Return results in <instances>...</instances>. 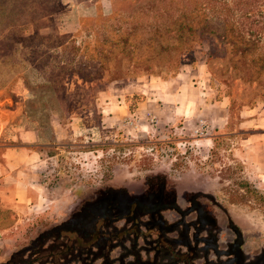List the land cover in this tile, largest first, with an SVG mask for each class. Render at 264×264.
I'll return each mask as SVG.
<instances>
[{
  "label": "rangeland",
  "instance_id": "1",
  "mask_svg": "<svg viewBox=\"0 0 264 264\" xmlns=\"http://www.w3.org/2000/svg\"><path fill=\"white\" fill-rule=\"evenodd\" d=\"M13 4L12 14H22L17 19L10 14V23L0 24V40L8 44L0 52L6 60L0 63V153L4 147L17 150L21 162L11 173H22L29 193L26 206L34 208L19 216L0 209V264L67 263L66 253L52 256V261L48 252H39L50 247L52 231L60 224L105 193L137 198L157 189L178 193L177 202L172 201L183 212L189 208L186 201L195 196L181 192L203 190L206 195L198 202L223 238H233L229 223L243 238L244 251L264 253V191L255 188L235 155L242 135L231 140L210 135L209 148L194 142L208 133L187 139L182 134L161 137L157 130L135 135L103 130L98 113L100 93L108 86L145 79L153 85L186 66L200 70L206 98L224 100L229 128L234 129L240 111L255 108L264 113V76L254 74L256 57L264 54L262 35L259 42L245 36L258 53L243 57L240 46L223 43L220 27L211 25L203 31L192 26L196 41L189 48L174 45L166 32L174 29L167 26L170 13L183 31L179 5L168 12L156 10L150 0ZM257 14L264 18V5ZM157 16L165 27L156 25ZM200 32L203 35L197 36ZM137 97H128L130 113ZM150 116L146 122L154 127L156 120ZM121 126L137 129L131 115ZM161 216L169 222L179 219L169 210Z\"/></svg>",
  "mask_w": 264,
  "mask_h": 264
},
{
  "label": "crops",
  "instance_id": "2",
  "mask_svg": "<svg viewBox=\"0 0 264 264\" xmlns=\"http://www.w3.org/2000/svg\"><path fill=\"white\" fill-rule=\"evenodd\" d=\"M199 73V69L185 66L175 76L158 83L154 82L153 85L148 79H145L141 83L132 85L108 86L100 93L101 103L98 106V113L101 129L122 131L130 135L157 130V134L161 137L169 133L171 135H186L187 139H192L193 130L197 128V121H203L207 125L208 135L194 142L209 148L212 145L210 135H220L231 140L240 134L243 137L239 139V144L234 149L235 155L243 163L247 178L255 188L264 191V113L258 114L255 108H247L243 110L244 112L240 111V120L234 129H230L227 105L223 99L211 101L206 98V81L204 78L200 80ZM132 95H137L138 99L130 113L127 110L126 102ZM127 115H131L135 122L137 126L135 131L122 128L121 125ZM150 115L154 116L156 120L154 127L149 126L146 122V118ZM18 157L17 150L7 147H4L0 153V209L10 211L16 216L34 208L30 206L28 209L26 206L29 193L27 182L24 181L22 173H11L18 168L17 163L20 161H17ZM182 194L195 196L196 199L191 204H195L198 211H206V208L198 202L199 196L206 195L203 190H189L181 192ZM174 195L176 199L179 197L178 193ZM184 200L186 201L185 197ZM188 201L190 202L191 199L186 202L188 203ZM178 209L180 210V208ZM192 219L185 218L180 223L178 220L169 222L162 218L158 233L153 231L150 241L144 242L150 246L148 253L129 254L128 249L130 248L128 247L131 239H126L127 234L123 237L120 236L122 251L119 249L111 251L104 264H200L201 260L196 256L199 255L198 251L203 248L202 243L198 244L196 237L192 238V233L178 236L185 225L184 222L193 224L195 220ZM209 219L210 222L199 223L203 232L213 229L215 226L216 232L219 233V226L215 224L213 217L210 216ZM140 221H145V217L140 218ZM187 222L185 223L190 224ZM119 225L124 231L130 228L127 224L121 225V221L114 226L120 227ZM163 230H167V232H160ZM140 231L142 230L140 229ZM201 234L203 235V233ZM223 237L219 233L217 238L223 241V239L225 240ZM241 240L243 252H240L244 257L242 264H247V261H251L253 254L244 251L245 242L242 237ZM140 244L141 240H138L137 245L140 246ZM140 249L143 250V248ZM185 251H191V256L188 257L187 254H184ZM209 259H212L211 253H209ZM229 260L234 261L235 259L233 257ZM99 261L96 260L93 264H98Z\"/></svg>",
  "mask_w": 264,
  "mask_h": 264
},
{
  "label": "flooded vegetation",
  "instance_id": "3",
  "mask_svg": "<svg viewBox=\"0 0 264 264\" xmlns=\"http://www.w3.org/2000/svg\"><path fill=\"white\" fill-rule=\"evenodd\" d=\"M102 196L87 208L80 210L68 222L60 224L53 230L55 235H52L50 247L48 249L40 247L39 252H48V259L54 255L66 253V258L69 260L64 264H93L98 258L104 264L111 251L115 249L122 251L120 236L123 237L127 234L126 239H131L128 247L130 248L128 249L129 254L148 253L150 246L144 242L150 241L153 231L158 233L162 220L160 213L169 210L174 211L179 216L178 221L180 223L189 214H195L192 219L195 222L192 224L185 221L190 224L184 222L185 225L178 236L192 233V238L196 237L198 244L202 243V250L198 251L199 255L196 254V258L201 260L200 264H242L244 260L243 254L240 252L243 250L241 237L229 223L227 230L233 234L232 239L220 241L217 238L219 233L216 232L215 226L213 229L203 232L199 223L210 222V215L204 211L196 210L195 204H191L196 198L188 201L189 208H186L184 212L182 211L183 213L187 212V214L181 217L180 213L175 210L165 208L173 203L172 200L176 202V198L174 194L163 192V189L146 192L137 198H128L119 192H108ZM144 217L145 221H140V218ZM123 220L130 227L126 231L121 226H114ZM167 230L160 232L166 233ZM138 240H141L140 246L137 245ZM209 253H211L212 259H209ZM184 254L190 257L192 253L185 251ZM233 257L234 261L229 260ZM91 259L92 261H90ZM247 264H264V253L252 255L251 261H247Z\"/></svg>",
  "mask_w": 264,
  "mask_h": 264
},
{
  "label": "trees",
  "instance_id": "4",
  "mask_svg": "<svg viewBox=\"0 0 264 264\" xmlns=\"http://www.w3.org/2000/svg\"><path fill=\"white\" fill-rule=\"evenodd\" d=\"M151 6L159 11H175L174 7L179 5L180 12L183 13L182 23L184 24L180 30L176 28L177 20L173 18V14L170 13L169 22L167 26H174L173 31L166 32L170 37L173 44H179L180 47L184 46V49L189 48L190 44L194 43V32H192V26L197 25L201 31L208 28L209 25L220 27V39L223 43H227L229 46H240L241 56L252 55L255 52V45L252 44V39L245 40L247 38L254 37L256 42H259L262 35V41H264V18H259L257 14L258 7L264 5V0H150ZM226 1L229 4H226ZM14 0H0V24H4L8 15L12 14ZM227 2V3H228ZM35 6V5H32ZM205 10V12H204ZM11 11V12H10ZM22 13L17 10L14 12V17L17 19ZM193 14V15H192ZM198 14V15H196ZM157 16L155 23L157 26L165 27L166 22L160 20ZM176 28V29H175ZM203 32H200L197 36H202ZM201 40V39H200ZM8 48L6 40H0V52H5ZM27 49V48H25ZM259 49V48H257ZM25 55H27L25 53ZM258 61L257 70L255 75L263 74L264 76V54L259 53L256 57ZM6 60L0 57V63L4 64ZM251 75V73H246ZM2 87V85H0ZM138 99V97H137ZM136 99V101H137ZM135 101V102H136ZM128 108V107H127Z\"/></svg>",
  "mask_w": 264,
  "mask_h": 264
},
{
  "label": "built area",
  "instance_id": "5",
  "mask_svg": "<svg viewBox=\"0 0 264 264\" xmlns=\"http://www.w3.org/2000/svg\"><path fill=\"white\" fill-rule=\"evenodd\" d=\"M150 121H154V117L150 116ZM197 136H205L207 134V125L203 121H198L197 128L193 132Z\"/></svg>",
  "mask_w": 264,
  "mask_h": 264
},
{
  "label": "water",
  "instance_id": "6",
  "mask_svg": "<svg viewBox=\"0 0 264 264\" xmlns=\"http://www.w3.org/2000/svg\"><path fill=\"white\" fill-rule=\"evenodd\" d=\"M165 208L175 210L176 212L180 213L181 216L187 214V212H185V213L181 212V211L175 206V203H174V202H173L170 206H166Z\"/></svg>",
  "mask_w": 264,
  "mask_h": 264
}]
</instances>
